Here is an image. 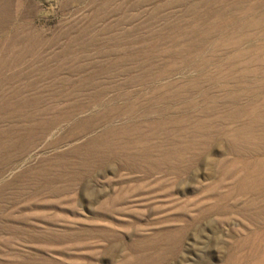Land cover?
<instances>
[{"label": "rangeland", "instance_id": "obj_1", "mask_svg": "<svg viewBox=\"0 0 264 264\" xmlns=\"http://www.w3.org/2000/svg\"><path fill=\"white\" fill-rule=\"evenodd\" d=\"M0 264H264V0H12Z\"/></svg>", "mask_w": 264, "mask_h": 264}, {"label": "bare ground", "instance_id": "obj_2", "mask_svg": "<svg viewBox=\"0 0 264 264\" xmlns=\"http://www.w3.org/2000/svg\"><path fill=\"white\" fill-rule=\"evenodd\" d=\"M12 7V0H0V25L5 23L9 18Z\"/></svg>", "mask_w": 264, "mask_h": 264}]
</instances>
